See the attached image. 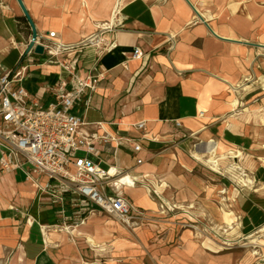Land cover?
Wrapping results in <instances>:
<instances>
[{
    "label": "crops",
    "instance_id": "crops-1",
    "mask_svg": "<svg viewBox=\"0 0 264 264\" xmlns=\"http://www.w3.org/2000/svg\"><path fill=\"white\" fill-rule=\"evenodd\" d=\"M23 2L39 41L63 43L90 77L73 112L114 137L100 164L136 179L120 191L147 227L98 212L71 234L45 229L58 223L48 195L24 169L0 168V264H264L236 255L264 239V0ZM19 16L18 0H0V73L25 66L21 84L46 104L45 86L68 72L47 51L26 54ZM96 30L103 50H82Z\"/></svg>",
    "mask_w": 264,
    "mask_h": 264
},
{
    "label": "built area",
    "instance_id": "built-area-1",
    "mask_svg": "<svg viewBox=\"0 0 264 264\" xmlns=\"http://www.w3.org/2000/svg\"><path fill=\"white\" fill-rule=\"evenodd\" d=\"M55 34L56 31H51L48 36L53 38ZM41 43L50 58L67 69L68 76L45 86L54 96L53 101L45 104L42 98L29 95L21 84L25 66L0 73L1 170L24 169L26 179L48 195L57 208L58 223L45 225V229L71 234L86 223L89 215L98 212L128 229L144 224L145 214L135 211L120 191L122 186L135 185L136 179L100 164L99 145L115 142L114 137L102 127L87 130L89 122L73 112V107L84 98L86 87L92 86L90 77L82 78L77 73L74 66L77 59L68 65L59 61L63 43L55 40ZM143 54L144 50L136 46L132 56L140 58ZM145 126L144 120L136 124L138 129ZM133 149L140 151L141 145L136 143ZM43 176L47 177L44 183Z\"/></svg>",
    "mask_w": 264,
    "mask_h": 264
},
{
    "label": "rangeland",
    "instance_id": "rangeland-1",
    "mask_svg": "<svg viewBox=\"0 0 264 264\" xmlns=\"http://www.w3.org/2000/svg\"><path fill=\"white\" fill-rule=\"evenodd\" d=\"M100 34V31L99 30H96L92 35H91V37H88V38H86V39H83L80 43H82V47H84V45H87V44H90V43H97L98 45H97V47H98V49L99 50H103V48H104V44H103V41H99V37H98V35ZM59 42V41H58ZM80 47V46H79ZM85 49V47L82 49V50H84ZM61 53H60V55H59V61H62V62H66V65H68L69 64V62H67L66 60L68 59V56H66V55H64L63 53H65L64 52V50H63V48L61 49ZM84 59H85V56H83V51H82V53H81V56H79V59H78V61H80V64L81 63H83V61H84ZM54 60V59H53ZM79 63V62H78ZM102 166H106L105 164H103L102 163ZM98 216L99 217H104L105 219H107V220H109V219H111V217H109L107 214H104V213H101V214H98ZM115 221V220H114ZM118 222V221H117ZM146 222V221H145ZM119 223V222H118ZM207 223V222H206ZM121 224V223H120ZM208 224H210V223H208ZM122 225V227L128 232H130V231H134V230H136V229H139V228H141L142 230H144V228H146L147 227V225L144 223V224H142V225H140V226H138V227H136V228H134V229H132V228H130V229H128L126 226H124L123 224H121ZM206 226H209V225H206ZM164 229H165V227H164ZM159 233H160V231H159ZM158 233V234H159ZM129 234V233H128ZM130 235V234H129ZM130 237H131V235H130ZM128 238H129V236H128ZM260 238V237H259ZM259 238H256V239H259ZM130 239V238H129ZM254 240V244H252V245H246L245 247H241V248H239V249H236V255L237 256H240L241 258H243V257H245L246 255H249V254H251V253H253V252H256V253H254L253 255L254 256H259L261 253H264V245L263 244H260V241H259V243H258V240ZM257 244H259V245H257ZM255 245H257V246H259V247H257V246H255Z\"/></svg>",
    "mask_w": 264,
    "mask_h": 264
},
{
    "label": "water",
    "instance_id": "water-1",
    "mask_svg": "<svg viewBox=\"0 0 264 264\" xmlns=\"http://www.w3.org/2000/svg\"><path fill=\"white\" fill-rule=\"evenodd\" d=\"M19 5L21 7V9L23 10L24 16L27 20V22L30 24L31 26V41L29 42L27 49L25 50L26 54L29 50L33 49V52L37 53V54H42L44 53V45L41 42H38V32H37V28L35 23L32 20V17L30 15L29 10L26 8L23 0H18Z\"/></svg>",
    "mask_w": 264,
    "mask_h": 264
},
{
    "label": "trees",
    "instance_id": "trees-1",
    "mask_svg": "<svg viewBox=\"0 0 264 264\" xmlns=\"http://www.w3.org/2000/svg\"><path fill=\"white\" fill-rule=\"evenodd\" d=\"M17 19L19 20L20 23L24 24V26H26L29 30V32L31 31V28H30V24L27 22L25 16H19L17 17Z\"/></svg>",
    "mask_w": 264,
    "mask_h": 264
},
{
    "label": "bare ground",
    "instance_id": "bare-ground-1",
    "mask_svg": "<svg viewBox=\"0 0 264 264\" xmlns=\"http://www.w3.org/2000/svg\"><path fill=\"white\" fill-rule=\"evenodd\" d=\"M50 51H52L53 53H54V50L53 49H50ZM201 236V235H200ZM260 244H263L264 245V239H260ZM254 253H256V252H253V253H251V254H249V255H253ZM250 256V257H251ZM249 259L248 258H245V261H248Z\"/></svg>",
    "mask_w": 264,
    "mask_h": 264
}]
</instances>
